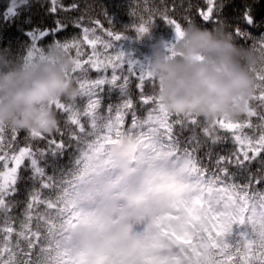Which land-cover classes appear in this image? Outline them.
<instances>
[{
	"label": "snow or ice",
	"instance_id": "obj_1",
	"mask_svg": "<svg viewBox=\"0 0 264 264\" xmlns=\"http://www.w3.org/2000/svg\"><path fill=\"white\" fill-rule=\"evenodd\" d=\"M32 7L31 0H10L5 18ZM177 7L184 24L174 16ZM233 7L236 0H181L179 5L137 0L129 13L131 25L118 31L106 14L108 27L89 16L87 4L65 7L49 0L51 13L81 15L34 29L24 66L52 61L53 46L61 49L72 62L65 76L77 95L43 106L41 111L51 110L58 121L51 134L0 121V264H264V16L254 14L259 4H241L237 16L230 17ZM157 21L174 33L175 40L164 44L170 58L177 57V45L193 25L252 51L258 62L248 71L255 91L235 101L247 105L243 115L208 123L194 113L167 109L150 63L122 46L130 32L142 39ZM69 25L79 32L58 38ZM49 37L52 44L45 53L38 42ZM129 133L145 143L159 140L187 179L184 194L171 201L172 212L137 237L112 233L97 215L81 208L105 146ZM229 141L234 147L227 154L216 151V145ZM69 155L83 158L87 179L62 178L60 157ZM253 163L260 165L255 172ZM22 173L32 182L25 200L18 198Z\"/></svg>",
	"mask_w": 264,
	"mask_h": 264
},
{
	"label": "clouds",
	"instance_id": "obj_2",
	"mask_svg": "<svg viewBox=\"0 0 264 264\" xmlns=\"http://www.w3.org/2000/svg\"><path fill=\"white\" fill-rule=\"evenodd\" d=\"M52 61L32 66H15L0 73V121L10 122L21 130H36L51 134L58 126L51 110L41 111L44 105L57 98L72 99L77 89L65 76L70 70V58L59 48L51 49ZM150 69L163 85L161 102L170 112L194 113L208 123L230 116L239 118L247 105L235 104L237 97L250 98L254 80L248 67L258 58L251 50L238 47L227 36L193 25L186 29L177 45V57L167 56L163 44L151 48ZM196 57H203L197 60ZM8 67V56L0 52V68ZM139 146L135 140H122L111 146L122 162L133 159ZM169 198L184 194L183 185L171 179ZM154 208L170 210L163 199Z\"/></svg>",
	"mask_w": 264,
	"mask_h": 264
},
{
	"label": "trees",
	"instance_id": "obj_3",
	"mask_svg": "<svg viewBox=\"0 0 264 264\" xmlns=\"http://www.w3.org/2000/svg\"><path fill=\"white\" fill-rule=\"evenodd\" d=\"M31 2L34 7L30 12L25 10L24 13L6 19L4 11L7 6H10V0H0V52L6 53L8 56V67L0 68V73L15 66H24L25 58L33 46L30 33L34 29H49L54 26L57 19L67 23L69 18L81 15L80 11L58 10L56 13H51L49 0H31ZM73 2L80 4L81 7L87 4L89 6L88 15L100 19L104 26L108 27L106 14L118 31H122L131 25L134 18L129 13L137 6V0H60V3L65 7L70 6ZM172 2L173 0H169V3ZM174 2L179 5L181 0H174ZM193 2H199V0H193ZM241 4H259V8H254V14L264 16V0H236V7L229 9L228 15L236 17ZM194 12L195 10H193V14ZM183 15V10L177 7L174 16L182 24H184ZM252 31L257 30L253 29ZM78 32V29L69 25L67 30L60 33L58 38H69ZM51 39L49 37L48 41L38 42V46L45 53L50 50ZM174 40L173 31L163 21H157L142 39L137 40L135 34L130 32L129 39L124 41L122 46L126 53L134 55L147 65L151 63V48L154 44L164 45L172 43ZM85 47L87 48V46ZM122 140H135L139 146L131 161L122 162L111 151V146ZM233 147L234 145L229 141L216 145L215 149L222 154H227ZM166 157L167 152L159 140L145 143L137 135L131 133L125 134L115 142L106 145L104 152L96 161L95 175L91 177V182L85 185V193L81 201L82 210L92 213L101 209L109 210L114 206L119 207L116 205L127 203L128 196L134 194L133 191L139 188V185L150 187L158 179L167 186H170L167 182L171 179L182 185L187 183L186 177L180 173L176 162L172 161L170 157ZM60 159L64 161L61 172L63 179L69 182H79L82 177H85V162L81 156L69 155L67 158L61 156ZM258 167H260L258 163H253L250 170L255 172ZM48 171L51 172V169L49 168ZM22 175L24 179L18 185L20 189L18 198L25 200L32 182L27 179L28 173H22ZM85 178L87 179V177ZM237 179L241 178L237 177Z\"/></svg>",
	"mask_w": 264,
	"mask_h": 264
},
{
	"label": "rangeland",
	"instance_id": "obj_4",
	"mask_svg": "<svg viewBox=\"0 0 264 264\" xmlns=\"http://www.w3.org/2000/svg\"><path fill=\"white\" fill-rule=\"evenodd\" d=\"M132 56L139 60L134 55ZM169 189L170 186L162 183L160 179L150 187L141 184L133 191L134 194L128 196L127 203L117 204L116 206L119 207L114 206L109 210L101 209L90 214L97 215L99 222L107 226L114 234L141 236L154 221L172 212L171 201L173 198L165 195ZM158 199H163L170 210L154 208L153 204Z\"/></svg>",
	"mask_w": 264,
	"mask_h": 264
}]
</instances>
